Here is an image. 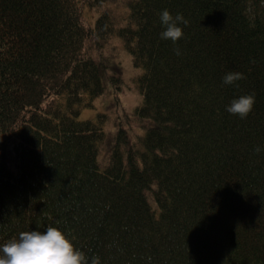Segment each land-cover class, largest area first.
I'll list each match as a JSON object with an SVG mask.
<instances>
[{"label": "trees", "instance_id": "1", "mask_svg": "<svg viewBox=\"0 0 264 264\" xmlns=\"http://www.w3.org/2000/svg\"><path fill=\"white\" fill-rule=\"evenodd\" d=\"M101 6L0 0V246L51 226L88 264H264V0H131L86 23ZM164 10L188 21L176 42ZM113 37L139 72L129 142L81 118L116 87ZM249 94L246 118L226 111Z\"/></svg>", "mask_w": 264, "mask_h": 264}, {"label": "rangeland", "instance_id": "2", "mask_svg": "<svg viewBox=\"0 0 264 264\" xmlns=\"http://www.w3.org/2000/svg\"><path fill=\"white\" fill-rule=\"evenodd\" d=\"M131 0H111L113 8L98 7L84 9L83 17L87 22H93L100 13H107L112 20L117 22L124 12L126 5ZM121 40L113 37L109 40L101 54L108 63V70L105 75L108 80L116 85L107 86L103 96L93 101L92 111H82V118L90 119L95 115H102L107 118V125L103 130L112 137L118 129H124L122 139L130 141L143 133L145 125L139 122L134 115V110L141 103V95L136 89L135 79L139 76L131 64L129 56L122 49ZM106 151V148L104 149ZM100 167L107 163L106 153L100 154L98 158Z\"/></svg>", "mask_w": 264, "mask_h": 264}, {"label": "clouds", "instance_id": "3", "mask_svg": "<svg viewBox=\"0 0 264 264\" xmlns=\"http://www.w3.org/2000/svg\"><path fill=\"white\" fill-rule=\"evenodd\" d=\"M160 20L166 29L160 34L161 38L173 42L184 34L179 25L186 26L188 23L182 14L173 17L168 10L161 13ZM244 78L240 72H229L224 76L223 82L233 84ZM254 104V94L242 95L232 100L226 111L246 118ZM256 151L259 152L260 149L257 148ZM0 264H88V260L84 252L76 249L61 230L50 226L45 232L23 231L18 238L0 246ZM90 264H100L99 257L94 256Z\"/></svg>", "mask_w": 264, "mask_h": 264}]
</instances>
